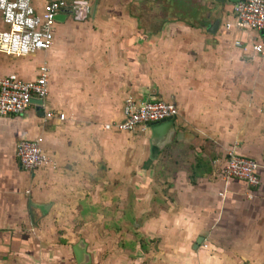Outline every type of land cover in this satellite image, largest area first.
Listing matches in <instances>:
<instances>
[{
	"label": "crops",
	"instance_id": "crops-1",
	"mask_svg": "<svg viewBox=\"0 0 264 264\" xmlns=\"http://www.w3.org/2000/svg\"><path fill=\"white\" fill-rule=\"evenodd\" d=\"M87 1L84 21L57 15L51 49L0 46V78L49 68L42 104L0 116V264H264V35L228 28L235 0ZM129 96L177 104L175 126L106 129ZM38 137L49 162L25 170L18 144ZM233 150L259 187L223 178Z\"/></svg>",
	"mask_w": 264,
	"mask_h": 264
},
{
	"label": "built area",
	"instance_id": "built-area-1",
	"mask_svg": "<svg viewBox=\"0 0 264 264\" xmlns=\"http://www.w3.org/2000/svg\"><path fill=\"white\" fill-rule=\"evenodd\" d=\"M73 13L75 18L84 21L91 12L87 0H74L71 4L64 0H50L45 9L38 12L33 0H0V12L6 29H0V46L7 52L29 55L47 51L54 45V29L60 12ZM235 23L242 30H256L264 35V0H235ZM238 44H242L240 41ZM257 54L264 53V37L251 46ZM248 50L249 48L246 47ZM49 95V68L43 65L36 80L26 81L18 74L0 78V116H13L25 113L35 99L45 100ZM54 117V113H49ZM179 115L177 104L166 101H147L129 96L124 105V118L120 122L107 124L106 129L119 132L146 130L148 127L176 118ZM65 114L60 115L64 120ZM44 138L21 140L17 156L25 170H36L49 162V155L43 149ZM258 160L229 151L223 170L225 180H242L251 187H259L262 179Z\"/></svg>",
	"mask_w": 264,
	"mask_h": 264
},
{
	"label": "rangeland",
	"instance_id": "rangeland-1",
	"mask_svg": "<svg viewBox=\"0 0 264 264\" xmlns=\"http://www.w3.org/2000/svg\"><path fill=\"white\" fill-rule=\"evenodd\" d=\"M96 1V0H95ZM156 2H159V0H155ZM252 48V47H251ZM253 50V49H252ZM111 130H115L116 132H119V131H117L116 129H111ZM120 133H127V132H120ZM100 170L102 171V173H103V183H102V185H103V190L101 191V199H104V203H107V205H106V207L107 208H109V207H111L112 206V204L110 205V203H111V201L112 202H114V203H117V201L118 202H122V200H121V198L119 197V196H114V197H111V194H112V192L111 193H109L110 191H112L111 190V186L113 185L114 186V182H108V183H106V180H108V177H107V175H106V173L108 172V170H107V168L106 167H104L103 169H101L100 168ZM116 187H117V184H115V186H114V190L116 189ZM95 190H96V188H95V186L93 185V183H91V184H89V188H88V191L90 192L89 194H88V198H87V200H89V203H90V200L93 198L92 197V195H91V193L93 194V193H95ZM92 218V217H91ZM91 218H88V219H91Z\"/></svg>",
	"mask_w": 264,
	"mask_h": 264
},
{
	"label": "water",
	"instance_id": "water-1",
	"mask_svg": "<svg viewBox=\"0 0 264 264\" xmlns=\"http://www.w3.org/2000/svg\"><path fill=\"white\" fill-rule=\"evenodd\" d=\"M43 101L44 100H42V99H35L34 103L42 104ZM174 126H175V120H174V118H170L168 120H165V121H162L160 123L154 124L152 128L156 131V130H159V129L161 130L162 128H170V127L172 128ZM200 242H201V240H200Z\"/></svg>",
	"mask_w": 264,
	"mask_h": 264
},
{
	"label": "trees",
	"instance_id": "trees-1",
	"mask_svg": "<svg viewBox=\"0 0 264 264\" xmlns=\"http://www.w3.org/2000/svg\"><path fill=\"white\" fill-rule=\"evenodd\" d=\"M199 163H200V161H199ZM199 163H198V164H199Z\"/></svg>",
	"mask_w": 264,
	"mask_h": 264
}]
</instances>
